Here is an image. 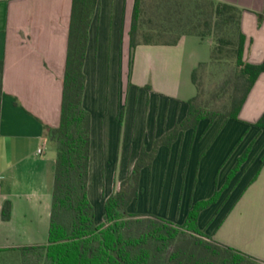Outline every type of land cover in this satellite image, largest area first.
I'll use <instances>...</instances> for the list:
<instances>
[{
    "label": "crops",
    "instance_id": "obj_1",
    "mask_svg": "<svg viewBox=\"0 0 264 264\" xmlns=\"http://www.w3.org/2000/svg\"><path fill=\"white\" fill-rule=\"evenodd\" d=\"M73 1L0 0V62L4 64L0 101L1 262H6L4 256L9 254L20 255L22 248L48 244L56 150L46 133L61 121ZM215 1L243 10L242 30L247 39L244 60L262 64L264 0ZM133 7L134 0H98L89 29L83 105L92 117L90 180L96 156L102 154L106 159L107 153L111 156L123 150L128 156L124 173H131L142 149L152 152L156 140L186 119L189 101L197 95L193 73L200 64L209 62L212 54L210 40L187 35L176 45H139L131 69ZM153 51L160 52L153 55ZM144 54L148 76L137 79L136 66ZM153 62L160 65L158 73L154 67L156 78ZM122 74L126 75L130 99L127 114L120 117ZM112 91L114 95L117 92V107L110 115L105 99ZM263 115L264 72L238 120L223 116L202 120L197 129L182 132L171 147L158 149L152 166L141 172V193L130 209L137 207L143 195L145 178L150 190L161 189L160 194L151 193L149 200L161 205V210L137 208V212L182 224L194 204L218 192L217 202L201 212L199 228L214 241L264 262V130L256 126ZM39 149H43L41 154ZM245 154L238 173L229 179ZM89 199L92 202L90 187ZM6 201L12 203L8 221L3 219ZM103 215L104 209L97 216L99 224Z\"/></svg>",
    "mask_w": 264,
    "mask_h": 264
},
{
    "label": "trees",
    "instance_id": "obj_2",
    "mask_svg": "<svg viewBox=\"0 0 264 264\" xmlns=\"http://www.w3.org/2000/svg\"><path fill=\"white\" fill-rule=\"evenodd\" d=\"M157 3L158 14L165 13L169 26H154L153 19L145 18L146 0H134L130 29L131 67L133 52L139 45H176L187 35H196L202 39L217 35L210 61L200 64L193 73L197 95L189 101L186 119L165 137L156 140L152 152L142 149L131 175L121 183L118 192L106 199L103 222L99 224L95 207L89 199L92 117L83 105L89 29L98 0H74L61 121L58 127H50L46 133L48 142L56 150L48 244L22 248L21 254L45 250L49 264H151L155 255H164L167 251V261L172 264H217L216 260L221 257L222 264H264L214 241L199 228L201 212L217 202L220 196L218 192L212 198L194 204L182 225L157 217L156 221H148L150 227L140 231L136 237H127L125 234L131 219L143 222L139 219L143 216L130 214L128 208L139 197L141 172L145 167L152 166L158 149L161 146L171 147L182 132L197 129L202 120L214 121L221 116L238 120L252 88L264 72V62L254 65L244 60L247 39L242 30L241 8L215 0H158ZM182 10L189 14L190 23L180 26L179 35L173 38L171 35L176 29L171 15ZM201 22H204L203 25ZM224 53H227V57ZM223 59L233 61L234 71L220 87L228 92L227 106L221 109L216 104L217 95L207 100L199 82V72L210 66L220 67ZM3 69L1 61L0 101ZM256 126L264 130V115ZM246 157L247 154L238 161L229 179L238 173ZM11 211L12 203L6 201L3 207L5 221L10 219ZM174 242L180 243L176 251L170 250Z\"/></svg>",
    "mask_w": 264,
    "mask_h": 264
},
{
    "label": "rangeland",
    "instance_id": "obj_3",
    "mask_svg": "<svg viewBox=\"0 0 264 264\" xmlns=\"http://www.w3.org/2000/svg\"><path fill=\"white\" fill-rule=\"evenodd\" d=\"M158 0H146V5H145V18L146 19H153L154 20V26L156 25L157 28H160L161 25H168L169 26V20L167 18L165 19V13L158 14L157 11V3ZM157 14V15H156ZM172 20H173V27H175L176 31L172 32L173 35H171L173 38L177 37L180 33L179 27L183 25H187L189 22V14L187 12L184 13V11L176 12L175 15H171ZM204 22H201L203 25ZM206 39L210 40L213 46H215L217 42V35H212L207 37ZM169 40V39H165ZM138 47V46H137ZM136 47V48H137ZM160 51H153L154 54H159ZM135 51L133 52L132 55V67L134 65V59H135ZM227 53H224V56H226ZM157 73L159 72V63H154L153 62V70H154V77L156 78V71ZM147 67H146V56L144 54L139 56L138 64L136 66V78L137 79H145L147 75ZM234 71V64L232 60L226 61V59H223V63L221 64L220 67L216 66H210L208 68L202 69L199 72V82L202 84L204 88V92L206 95L207 100H210L213 95H217L218 100H217V106L221 109L224 108V106H227L228 103V92L221 90V86L223 81L226 79V77L230 76L232 72ZM173 79V77H172ZM126 75L122 74L121 76V101H122V109H121V115L120 117H123L127 114L128 111V104H129V99L128 97V92L126 91ZM106 89H108V86H106ZM114 91V90H113ZM110 93L111 95L108 96L107 99H105V104L107 103L109 108L108 110L110 111V115L112 112H116V107H117V92L114 95V93ZM141 94V93H139ZM115 107V109H114ZM109 115V114H108ZM109 121V120H108ZM124 139V135H123ZM123 143V142H122ZM54 147V146H53ZM253 147V145H252ZM251 150V147L250 149ZM99 155V154H98ZM100 154V156H96V162L93 167L92 171V176L91 180L89 183L90 187V197L92 199V204L95 207V212H96V220L97 216L101 214L103 211V203L105 200V197L109 195H113L114 193L118 192L120 189V185L123 181H125L131 173H124L126 167L125 163L128 159L127 154L122 150L119 152V154H114L111 155L107 153V156L105 157ZM264 161V156L261 158ZM147 178L144 179V185L145 187L142 188L143 195L140 197L138 205H134L131 209L130 207L128 208V211L132 215H138V216H143L140 217V220H143V222L138 223L134 220L136 219H131L128 222V226L125 230V234L127 237H136L137 234L140 231L147 230L151 223L148 221H156L155 219L157 217H160L156 214H150V213H143L140 214L137 212V208L139 209H150V210H155L158 211L159 209L161 210V205H153L152 202L150 203V194L155 193L160 194V190H155V188H148V186L145 185L147 183L146 181ZM150 181V179L148 178ZM111 186V187H109ZM221 190L220 192H222ZM160 198V197H159ZM152 200V199H151ZM156 216V217H155ZM99 218V217H98ZM162 218V217H160ZM164 220H167L165 218H162ZM101 223L103 222V219H100ZM168 222H171L176 225H182V223H177V222H172L167 220ZM179 222V221H178ZM189 236V235H188ZM186 240H184L185 242ZM182 244H185V243ZM180 244V243H179ZM178 242H174L173 245L168 248V250H174L176 251L178 249ZM190 248V247H189ZM167 252V251H166ZM164 252V255H155L154 260H152L151 264H172L170 261H167V258L169 257V254ZM200 249L197 250V255L199 254ZM5 258L7 257L8 260L6 262H1L0 264H49L48 260L46 259V252L45 250H36L33 252H25L24 254L17 255V254H9L7 256H4ZM6 258V259H7ZM222 257L216 260L217 264L221 263ZM222 264V263H221Z\"/></svg>",
    "mask_w": 264,
    "mask_h": 264
},
{
    "label": "built area",
    "instance_id": "obj_4",
    "mask_svg": "<svg viewBox=\"0 0 264 264\" xmlns=\"http://www.w3.org/2000/svg\"><path fill=\"white\" fill-rule=\"evenodd\" d=\"M43 152V149H39V153L41 154Z\"/></svg>",
    "mask_w": 264,
    "mask_h": 264
}]
</instances>
